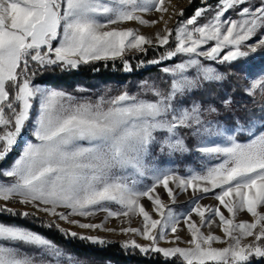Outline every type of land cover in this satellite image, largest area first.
<instances>
[{
  "label": "snow or ice",
  "instance_id": "6c2138e0",
  "mask_svg": "<svg viewBox=\"0 0 264 264\" xmlns=\"http://www.w3.org/2000/svg\"><path fill=\"white\" fill-rule=\"evenodd\" d=\"M201 5L173 29L165 20L170 12L165 0H0V163L7 161L29 123L35 141L24 142L18 158L7 169L0 168V200L17 202L24 210L0 204V214L35 223L41 219L38 214L44 213L82 229H103V223H83L70 216L91 217L103 210L108 217H118L138 211L142 229L120 231L140 234L147 243L125 241V249L164 258L179 256L186 264H247L253 256L264 257V212L258 211L264 206V108L259 130L253 120L246 130L233 123L210 131V118L219 123L221 110L231 107L232 97L192 98L205 82L225 79L205 61L232 64L264 49V34L258 42L248 43L264 30V0H217L215 7L201 0ZM152 10L160 13L158 19L145 20L141 13ZM230 10L237 18L226 16ZM208 13H214L211 19ZM125 21L152 25L163 21L165 27L155 39L132 28L111 27ZM173 35L174 47L147 61L161 65L169 77L162 86L145 84L136 93L123 90L93 100L34 83L37 69L66 71L97 61L120 59L124 70L131 72L132 65L124 59L126 51L147 53L149 47L170 45ZM257 88L264 92V79L250 84V90ZM185 130L198 139L210 133L222 141L195 147L193 151L208 163L186 177L158 166L161 155L190 151L188 135H181ZM244 131L247 134L238 137ZM140 178H150L151 183L138 187ZM170 182L201 194L219 189L216 199L233 218L226 217L220 207L209 209L194 202L185 220L191 234L186 241L189 246H160L168 231L177 233L180 219L171 208L165 212L167 205L157 193V187H162L174 202ZM143 197L154 204L159 219L140 203ZM110 202L122 206L121 210H110ZM240 209L255 220L234 223ZM206 212L209 223L211 216L219 217L225 237L201 232L192 213L204 221ZM37 227H55L65 237L92 244L110 243L100 236L61 228L55 221ZM245 237L253 241L245 244ZM180 240L177 234L172 243ZM214 242L227 246L214 247ZM61 258L66 264H85L29 227L0 222V264H61Z\"/></svg>",
  "mask_w": 264,
  "mask_h": 264
},
{
  "label": "rangeland",
  "instance_id": "374dc122",
  "mask_svg": "<svg viewBox=\"0 0 264 264\" xmlns=\"http://www.w3.org/2000/svg\"><path fill=\"white\" fill-rule=\"evenodd\" d=\"M165 2H166V6L170 8V12L165 15V20L168 21L167 26L173 29L176 28L178 21L182 19H187L190 16V15H186L185 13V10L188 6L194 7L193 10L202 6L201 0H188L185 3L182 0H165ZM207 2L213 5V7H215V5L217 4V0H207ZM253 3H258V0H253ZM176 6L178 7L175 9ZM181 9L184 10L183 17L180 16ZM213 14L214 13H208L207 19H211ZM141 15L143 16L145 20L152 21V20L158 19L160 13L156 12L155 10H152L149 12L141 13ZM228 15H231L233 18H237L236 13L232 12L231 10L229 13H226V16ZM201 22H205L204 19H202ZM111 27H116L118 29L132 28L136 30L138 34L145 35L147 37H151L155 39L156 33L163 30L165 25L163 21H161L157 25L141 24L139 21H125V22H121L116 25H113ZM261 34H264V30L258 31L257 35L253 37L252 40L248 41V43L258 42ZM55 46H57V42ZM170 46L174 47V35L173 37H170V45H165V46H161L158 48L149 47L148 51L150 49L158 51L157 52L158 54L155 57H151L149 60L158 59L159 55L163 51H165L167 48H169ZM205 47H208V46H205ZM241 50L247 51V48H242ZM225 51H227V49ZM257 52L258 50L255 53H251L249 57L246 59H241L232 64H226V65H231V67L233 68V71L236 72V74H238L240 77L244 78L245 81L243 82V85H244L246 94L247 93L253 94L256 90L261 91L259 88L255 89L254 91L250 90V84L252 82L258 79H264V72L261 71L262 69H264V58H261ZM137 54H139V52H137L136 50L126 51L124 59L128 60L126 56H136ZM221 55H223V53ZM120 61L123 64V61L122 60ZM205 64L216 67L218 72L225 75V79L220 80V81L205 82L203 89L200 91H197V94L192 98L196 100H209V99L220 100L225 95L231 96L232 84L229 81L228 72L221 67L222 64H220L218 61L215 63L205 61ZM144 65L146 67L156 66L157 70L159 71L155 74L153 73V75H149L143 78H135V79L126 78V79L115 80V81L114 80L104 81V80H99V79H95L91 81H86V80L83 81L81 79H78L79 81H76V82L71 80V81L63 82L61 84H43V83H37V84L46 85V86H49L57 90H64L79 98H84V99L91 98L94 100L102 94H106L107 96L110 97V96L118 95L123 90H128L130 93H136L140 91L145 84H147L149 87L152 86L153 84H161L162 86V83H167L169 81V77L161 71V67H162L161 65H150L147 62ZM167 66H174V65L167 64ZM121 70L123 73L129 72V71H125L123 67ZM189 71L190 73H194L195 70H189ZM35 108H36V104L34 103V109ZM233 111L234 110L232 111L226 110L225 111L226 113H223L221 110V115L218 118L219 123H217V120L215 118H210L212 119V125L209 126L210 131L213 127L219 128L220 124L231 125L233 123H235L240 128H243L246 130L249 127H251L253 120L257 121V129L259 130L260 123H261L258 119L259 117L253 118L247 122H244L238 116H236L234 117V121H230V122L225 121V119L223 118L229 117V113H232ZM225 114L226 116L222 117ZM30 119H34V117H31ZM31 129H32L31 123L26 125L25 132H22V139L18 140L19 153L15 156L12 162H14L16 158H18L21 148L24 146V142L33 140V137L31 135ZM185 134L188 135V140L186 142L189 145L190 151L188 153L174 154L171 157L161 155L158 157V166L172 168L177 172L178 175L186 177L190 174L191 171H202L203 167L208 163V161L201 154L193 151V149L199 146L202 142L206 144L207 146H213L215 143L222 142V141L219 137L211 136L210 133L202 134L200 139H198L195 136H192L190 133H187V130H185L184 133H181L182 136H184ZM246 134H247L246 131L237 133L238 137L240 135H246ZM33 142L35 141L33 140ZM215 162L217 161H212V163H215ZM9 166L3 167V169H7ZM131 179L132 177H129V180ZM140 179L142 180V184L138 185V187H143L144 185H148L151 183L150 178H140ZM0 182H3L2 177H0ZM169 186L173 188L174 202H173L172 197H169L165 194L166 190L163 189L162 187H159V186L157 187V193L161 196V199L163 200L165 205H167V207L165 208V212L168 211V208H171L173 213L176 214L180 219H179V224L177 226V233L173 234L170 231H168L166 238L160 241V246H163V247H173V246L188 247L189 246L186 243V241L190 238L191 234L187 230V224L185 223V220H186V214L194 206V202L199 203L201 206L207 207L209 209H215L216 207H220L221 211L224 212L226 217L233 218L232 214L228 213L227 210L223 208V206L220 205L219 201L216 199V194L220 191L219 189H215L207 194H201L199 191H194L191 187L187 188L186 190L177 188L176 185L172 182H170ZM140 203L145 207V209L150 213V215H152L154 219L160 218L159 213L155 211L154 204L150 202L147 197L141 198ZM0 204H6V206L8 207H13L21 211L24 210V207L17 202H13V201L5 202L3 200H0ZM107 207L112 211H119L121 210L122 206L116 204L115 202H110L107 205ZM58 211H66V209L59 208ZM258 211L264 212V206H261L260 208H258ZM0 215L9 216L6 214H0ZM38 215L41 217V219L37 220L35 223L41 224L45 222L55 221L56 223L60 225L61 228L69 229L70 231H76L83 235L100 236L103 239L110 241V243L117 242L121 246L123 245L125 241H131V240H136L141 245L147 243L144 240L143 236L140 234H134L131 232L125 233V232L120 231L121 228H127V227L142 229L143 217L138 211L130 212L128 216L121 215L118 217H108L107 212L103 210L96 212V214L91 217L70 216V219H77L83 223H89V222L90 223H103L104 224L103 229H82V228H79L77 225L68 223L67 221L59 220L58 217H54V216L44 214V213H39ZM209 217H210V213L206 212L205 220L201 221L200 217L196 213H192V219L196 222L197 226L200 227L201 232H203L206 235L215 234L221 237H225V233L223 232V226L220 224L219 217L211 216V221H212L211 223H209V219H208ZM254 220L255 218L252 217V215L248 213L246 209L238 210L234 217V223H239V222H244V221L253 222ZM0 222L8 223L6 221H3L1 217H0ZM12 223L13 222H9V224H12ZM15 224L25 226L21 223H15ZM25 227H28V226H25ZM29 228L51 239L48 235H46L42 231H38L34 229L33 227H29ZM41 228L47 229L50 231L54 230V232L56 231L61 236L65 237L64 234L61 233L55 227H53L52 229H48L45 227H41ZM105 229H115V231H106ZM177 234L181 237V240L177 241L176 243H172L174 236ZM65 238L75 240V241H80L82 243H86L90 245H97V244H92L89 241H82V240L73 239L70 237H65ZM252 241H253L252 237H245L243 240V243L247 244ZM53 242L56 243L54 240ZM56 244L60 246L67 254L73 255L77 260L84 261L80 255L76 254L73 251H70V249L66 248L65 246L61 244H58V243ZM213 246L214 247H225L227 246V244L221 243V242H214ZM125 250L133 251V252H140L134 248L125 249ZM143 255L147 257H156V258L161 257L165 260H174L178 263L186 264V262L183 261L182 257H179V256L164 258L162 254H156L153 252H149ZM260 258L262 257L253 256L247 262V264L251 262L253 259H260ZM61 264H66V261L64 260V258H61ZM208 264H214V262H208Z\"/></svg>",
  "mask_w": 264,
  "mask_h": 264
},
{
  "label": "trees",
  "instance_id": "16d2710c",
  "mask_svg": "<svg viewBox=\"0 0 264 264\" xmlns=\"http://www.w3.org/2000/svg\"><path fill=\"white\" fill-rule=\"evenodd\" d=\"M194 7L188 6L185 10L186 15H192ZM56 42H53V46ZM157 50H149L147 53H139L136 56H126L130 61L133 71L128 73L122 72V62L117 59L116 61H97L87 65L79 66L77 69H68L61 71L59 67L47 68L44 70L37 69V75L34 77V83L43 84H61L66 81H91L95 79L104 81H115L126 78L135 79L143 78L153 73H157L156 66L146 67L144 64L151 58L155 57L158 53ZM164 52V51H163ZM259 56L264 58V49H258ZM143 61V65H141ZM229 74V81L232 84L231 97L232 105L228 110H234L229 113V117H225V121H234V117L238 116L242 121L247 122L253 118L260 117V109L264 108V92L256 90L253 94H246L243 82V77H240L236 72L233 71L231 65L222 64L221 66ZM226 96V95H225ZM223 113H226L225 110ZM0 127V131H2ZM19 153V145L14 148L13 152L9 155L6 162L0 163V168L7 167L11 164L15 156ZM1 219L6 222L21 223L28 227H33L38 231H42L53 239L56 243L65 246L70 251L80 255L84 260L85 264H183L178 263L174 260H165L161 257H147L141 252L127 251L119 243H109L106 245H90L66 239L54 230H47L41 227H37L38 223H29L19 218H13L9 216L0 215ZM248 264H264V257L260 259H253Z\"/></svg>",
  "mask_w": 264,
  "mask_h": 264
},
{
  "label": "bare ground",
  "instance_id": "6f19581e",
  "mask_svg": "<svg viewBox=\"0 0 264 264\" xmlns=\"http://www.w3.org/2000/svg\"><path fill=\"white\" fill-rule=\"evenodd\" d=\"M184 3L187 2L188 0H182ZM178 6L175 7V9L177 8Z\"/></svg>",
  "mask_w": 264,
  "mask_h": 264
}]
</instances>
